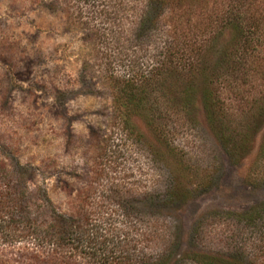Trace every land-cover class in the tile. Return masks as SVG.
<instances>
[{
  "label": "rangeland",
  "instance_id": "374dc122",
  "mask_svg": "<svg viewBox=\"0 0 264 264\" xmlns=\"http://www.w3.org/2000/svg\"><path fill=\"white\" fill-rule=\"evenodd\" d=\"M226 5L0 0V161L30 167V187L60 212L86 198V236L103 248L92 242L75 262L110 260L108 245L118 242L115 260L126 255L131 264L259 247L257 230L237 217L264 202V118L230 151L198 102L191 110L182 102L186 74L159 55L174 39L206 40L215 62L231 44L220 17ZM142 76L156 82L141 85ZM262 89L264 79L251 76L240 101L219 89L236 134L248 130L244 115ZM124 200L133 218L117 206ZM256 221L264 226V214ZM0 247L8 264H43L46 252L31 240Z\"/></svg>",
  "mask_w": 264,
  "mask_h": 264
},
{
  "label": "trees",
  "instance_id": "16d2710c",
  "mask_svg": "<svg viewBox=\"0 0 264 264\" xmlns=\"http://www.w3.org/2000/svg\"><path fill=\"white\" fill-rule=\"evenodd\" d=\"M254 3L255 8L252 9ZM259 3V0H227L220 17L221 23H225V26L227 24L231 44L215 62L207 60L206 40L195 45L190 43L191 39H185L179 44L174 39L165 42L162 47L164 51L159 54L168 59V68H179L186 74L182 102L190 110L198 102L208 123L218 131L220 142L230 151L237 150L239 144L244 143L246 137L249 138L252 129L256 130L264 118V89L260 90L259 97H252L250 110L243 119L249 124L246 127L248 130L241 135L236 134L228 125V115L231 117L232 114L228 113L227 107L225 110L224 102L219 98V89L227 87L232 92L234 101H240L244 96L237 91L244 79L250 76L264 79V13L259 9ZM207 25L210 26L205 24L202 29H207ZM204 33L203 31L202 34ZM210 43L209 41L208 44ZM141 78V85L156 82H152L147 76ZM126 82L130 83V80ZM137 102L136 106L143 102L142 98ZM228 154L231 156V152ZM11 160L0 161V246L31 240L37 248L46 250L43 264H81L75 262V251L83 255L92 242L97 248L102 244L98 242V236H86L87 219L90 215L86 198L79 199L72 212H60L44 194L30 187L32 169ZM130 204L125 200L121 204L117 203L125 218H133ZM263 214L264 202L237 217L254 227L262 237L259 247L252 245L248 254L238 248L227 249L220 257L218 253L186 251L191 253L185 258L183 255L179 256L171 264H182L184 261L187 264H264V259H261L264 256V226L258 225L256 221ZM119 245H108L110 255L106 259L110 260L100 261L98 264H131L126 255L123 259L115 260L117 258L113 254ZM0 264L8 262L0 261ZM139 264H167L165 253L151 263L142 260Z\"/></svg>",
  "mask_w": 264,
  "mask_h": 264
}]
</instances>
